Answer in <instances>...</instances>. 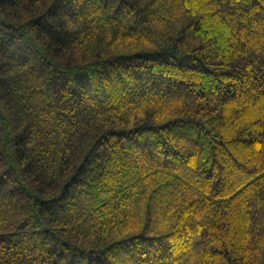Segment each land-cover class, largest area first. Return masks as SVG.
<instances>
[{
	"label": "trees",
	"instance_id": "trees-1",
	"mask_svg": "<svg viewBox=\"0 0 264 264\" xmlns=\"http://www.w3.org/2000/svg\"><path fill=\"white\" fill-rule=\"evenodd\" d=\"M0 264H264V0H0Z\"/></svg>",
	"mask_w": 264,
	"mask_h": 264
}]
</instances>
